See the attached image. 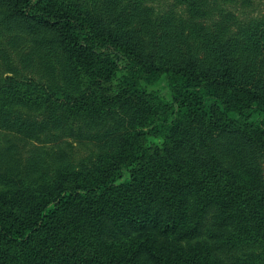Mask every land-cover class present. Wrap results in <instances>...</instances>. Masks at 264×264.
<instances>
[{"label": "trees", "instance_id": "16d2710c", "mask_svg": "<svg viewBox=\"0 0 264 264\" xmlns=\"http://www.w3.org/2000/svg\"><path fill=\"white\" fill-rule=\"evenodd\" d=\"M154 1L0 0V264H264V15Z\"/></svg>", "mask_w": 264, "mask_h": 264}, {"label": "rangeland", "instance_id": "374dc122", "mask_svg": "<svg viewBox=\"0 0 264 264\" xmlns=\"http://www.w3.org/2000/svg\"><path fill=\"white\" fill-rule=\"evenodd\" d=\"M171 0H155L154 3L156 5H168ZM249 2V3H248ZM228 6L236 12L237 16L240 18L246 20L250 18H260L263 17L264 15V0H232ZM158 87V86H157ZM10 137V138H9ZM10 139H13L18 146L16 148L22 152L21 156L24 157V155L27 156L28 154V148L30 147V142L28 141H19L15 140L14 136L6 134V133H0V151L5 149L9 144H11L12 141H8ZM94 142L93 141H84L81 143H75L74 144V152L77 156V158H88L95 152V147H94ZM7 152V148L5 150ZM128 177V173H124L123 179ZM121 240L128 242V237L124 236L121 238ZM207 239L206 238H201L197 240V242H193L192 244L194 245H199L202 243H206Z\"/></svg>", "mask_w": 264, "mask_h": 264}]
</instances>
